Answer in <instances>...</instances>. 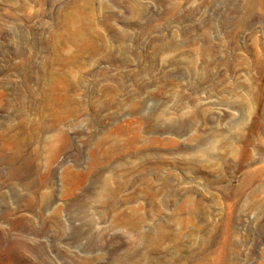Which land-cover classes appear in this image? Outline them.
Returning <instances> with one entry per match:
<instances>
[{
    "label": "rangeland",
    "instance_id": "374dc122",
    "mask_svg": "<svg viewBox=\"0 0 264 264\" xmlns=\"http://www.w3.org/2000/svg\"><path fill=\"white\" fill-rule=\"evenodd\" d=\"M0 264H264V0H0Z\"/></svg>",
    "mask_w": 264,
    "mask_h": 264
}]
</instances>
